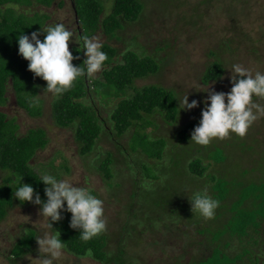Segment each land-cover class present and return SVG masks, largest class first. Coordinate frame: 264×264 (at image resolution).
I'll return each instance as SVG.
<instances>
[{
    "label": "rangeland",
    "instance_id": "1",
    "mask_svg": "<svg viewBox=\"0 0 264 264\" xmlns=\"http://www.w3.org/2000/svg\"><path fill=\"white\" fill-rule=\"evenodd\" d=\"M64 1L63 6L59 5L61 0L49 7L34 4L31 10L49 14L47 25L62 23L70 31H76L72 0ZM145 3V13L139 21L128 24L121 31L122 40H109L100 30L92 36H96L102 45L105 42L113 44L121 52L130 48L140 54L153 55L160 64L159 71L138 79L135 85L139 88L163 86L172 90L176 98L189 92V102L199 100V107L178 111L175 122L159 112L145 115L139 121L144 126L140 133L134 136L139 128L134 126L119 136L111 134L114 129L112 114L118 103L134 94V90H120L98 82L95 84L94 107L105 128L95 150L86 155L80 152L74 127H60L55 123L52 114L55 97L51 93L43 95L44 87L39 90V95H43L39 98L44 100L41 117L30 116L19 104L13 89L1 108L10 117L17 118L21 133L38 127L46 130L49 141L39 150L36 160L37 166L45 164L42 175H60L58 179L67 178L78 186H90L104 201L110 251L117 252L121 245L128 250L129 259L135 264H167L171 260L173 263L177 260L192 262V256L200 253L199 247L203 244L220 247L231 256L247 247L251 249L250 258L246 256L241 264H253L250 260L256 256L261 259L258 264H264V225L259 234L250 232L251 235L239 238L227 233L211 244L207 243L211 236H216V230H225L230 221H236V211L229 209L228 203L244 196L245 185L264 181V116H259L243 137L231 134L224 139H214L207 146L190 144L191 138L186 141L179 138L181 129L187 124H199L203 100L207 96L199 90L207 87L217 92L231 90L229 69L232 64L238 63L253 74L264 72V0H145ZM112 9L113 2L109 0L107 13ZM74 46L79 44L70 42L69 50ZM217 59L222 61L224 73L218 80L204 82L207 67ZM93 77L95 82L102 78V69ZM253 100L264 108V98L254 97ZM157 152L160 157H155ZM223 157L224 161L216 165L214 160ZM198 159L207 166L203 176L194 174L189 167L191 161ZM109 161L111 177H107L102 168ZM7 176L0 170V186ZM86 178L90 181L88 185H85ZM220 179L227 183L230 196L223 201L227 205H219L211 219L192 215L188 210L191 209L188 195L207 189L208 194L216 198L219 193L214 190V185ZM145 182L151 183L150 189L142 186ZM247 201L241 209L254 207L253 201L250 204ZM40 208L31 202L17 201L0 222V264H31L30 260L39 257L38 244L20 258L11 255L15 243L27 234V227L39 231ZM203 230L206 231L202 235ZM180 231L195 237L192 251L191 245L185 244L186 235L184 240L174 238ZM17 234L16 239H10ZM169 235L173 237L171 240L166 239L171 238ZM254 239L258 243H254ZM182 252L187 255L179 259ZM4 254L8 257L6 260ZM56 264L102 263L92 258L81 260L66 251Z\"/></svg>",
    "mask_w": 264,
    "mask_h": 264
},
{
    "label": "trees",
    "instance_id": "2",
    "mask_svg": "<svg viewBox=\"0 0 264 264\" xmlns=\"http://www.w3.org/2000/svg\"><path fill=\"white\" fill-rule=\"evenodd\" d=\"M56 1L0 0V170L8 174L5 183L0 186V222L7 217L15 203L19 201L18 198L14 197V190L22 182L20 178L23 176V182L31 184L35 192H38L43 200H46L44 194L45 185L42 181H39L42 176L41 172L46 167L45 164H38L37 166L36 160L39 150L43 149L49 141L47 132L44 128L38 127L30 129L27 133H21L17 118L10 117L1 107L7 103L9 99L8 93L13 89L19 104L30 116H43L44 100L40 98L34 100L33 97L34 95H39L40 88H45L47 82L29 71V62L18 53L17 38L22 31L24 34L30 35L34 31L42 30V27L47 25L50 15L41 10H31L34 4L49 7ZM107 1L109 0H72V7L78 20L77 29L72 32L76 34L84 33L91 37L100 30L109 40L120 41L122 40L121 31H124L128 24L139 21L145 13V0H112L113 9L110 13L106 11ZM232 1L234 2L235 0ZM64 3L65 1L61 0L59 5L63 6ZM31 13H33V16ZM40 38L43 39V35ZM79 47L74 46L70 50L74 56L80 57V59L73 61L76 66H80L83 60L86 59L84 52L77 51ZM102 50L108 55V60L102 68V78H98L97 82H95L93 81L94 77L92 79L87 76L80 77L74 82L69 91L64 93L59 99L55 98L52 103V114L55 123L60 127H74L76 140L83 155L95 150L105 128L100 123V117L94 107L95 84L98 82L115 86L120 90H134V94L122 99L114 110L111 118L114 129L111 134L117 133V135L122 136L130 128L139 126L135 131L134 136H136L138 132L140 133V128L144 127L139 124V121L145 115L159 112L166 119L175 122L179 111L176 96L172 90L158 85L140 88L135 85L138 79L159 71L160 64L153 55H146L144 52L140 54L130 50V48L121 52L118 47L109 42L103 43ZM224 70L225 67L221 60L213 61L207 67L203 76L204 82L208 83L218 80ZM87 99L90 100L88 101ZM194 127L195 123L191 122L181 129L179 133L180 140L186 141L190 139ZM145 136H147V133ZM159 153H154L155 157H160L161 154ZM224 159V157L216 159L214 162L217 165ZM110 163L109 161L108 164L105 163V166L102 167L107 177L113 175ZM189 167L191 172L200 176H203L207 169L201 159L191 161ZM66 169L69 171L68 167ZM10 172L14 176L10 175ZM215 178L214 181H216ZM225 182L224 179L214 182V190L218 191L217 194H219L216 198H212L217 200L219 205H227L223 201L230 196L229 191L226 189L227 183ZM242 191L244 192L242 198L238 197L235 202L228 203L230 204L229 209L232 208L233 211H236V221H230L228 223L229 228L225 230L219 232V229L216 230V236H211L207 240L208 244L222 238L227 233L239 236V238H242L241 236L245 234L251 235L250 232L260 233L259 230L264 225V181L247 184ZM246 200H248L247 204L253 201L254 207L241 209ZM38 206L42 207L41 205ZM188 210L193 215L192 205L191 209L188 208ZM70 218L71 213L62 212V219L53 223V227L61 232V239L67 245L68 253L79 258L83 255L85 249L92 248L94 252L92 259L102 264H115V262L119 264H135V261L129 259L128 250L124 246L120 245L117 252L109 250V237L106 232L88 242L80 241L79 231L70 227ZM225 225L223 224L222 226ZM27 230V234H23L12 248L11 256L13 258L15 256L17 258L22 257L26 252L33 250L37 244L35 236L38 231L31 227H27ZM205 231H201L200 234L203 235ZM186 233L187 231L185 233L180 231L174 238L184 240ZM169 236L171 237V235ZM186 236L185 244L189 243L192 251L195 247L196 239L193 235L191 237L190 235ZM172 238L166 239L171 240ZM254 243H258L257 239H254ZM199 251L200 253L192 256V262L185 263L184 260L182 262L177 260L173 263L171 260L167 264H241L245 262L246 256L250 258L249 254L251 253V249L245 247L242 252L231 256L220 247H211L204 244L199 247ZM186 255L182 252L178 258L183 259ZM254 258L252 261L250 260L253 264H258L261 261L258 256ZM12 261L14 262L13 259Z\"/></svg>",
    "mask_w": 264,
    "mask_h": 264
},
{
    "label": "clouds",
    "instance_id": "3",
    "mask_svg": "<svg viewBox=\"0 0 264 264\" xmlns=\"http://www.w3.org/2000/svg\"><path fill=\"white\" fill-rule=\"evenodd\" d=\"M42 35L43 39L40 38ZM17 39L18 53L29 62V71L47 82L43 95L51 93L57 99L69 91L78 78H92L100 72L108 60L96 36L76 34L62 23L45 25L42 30L30 35L22 31ZM70 42L79 44L77 51L84 52L86 56L80 66L73 64L80 57L69 50ZM229 70L232 73L229 92H217L210 87L199 90L206 92L207 96L203 100L199 124L191 132L190 144L207 146L214 139H224L231 134L243 137L259 116H264V108L253 100V97L264 98V72L256 71L253 74L238 63L232 64ZM43 95H34L33 99L38 100ZM176 100L179 102V112L191 111L200 105L196 99L189 102V92ZM9 174L14 176L11 172ZM23 177L14 190V197L21 203L31 202L42 206L39 210L41 219L37 221L40 228L35 236L39 257L30 260L31 264H56L66 253L67 245L61 239V232L53 227L54 222L62 219V212L71 213L70 227L79 231L82 242H88L107 231L104 201L94 194L92 187L78 186L67 178L58 179L43 174L39 180L45 185L46 200H43L31 184L23 182ZM89 183L86 178L85 185ZM142 186L150 189L151 183L145 182ZM188 197L194 216L199 215L205 220L214 217L219 202L208 194L207 189L193 192ZM17 236L10 239L14 240ZM93 256V249L87 248L79 258L84 260ZM3 258L6 260L8 257L4 254Z\"/></svg>",
    "mask_w": 264,
    "mask_h": 264
},
{
    "label": "flooded vegetation",
    "instance_id": "4",
    "mask_svg": "<svg viewBox=\"0 0 264 264\" xmlns=\"http://www.w3.org/2000/svg\"><path fill=\"white\" fill-rule=\"evenodd\" d=\"M78 23V20L76 19V24ZM78 26V25H77Z\"/></svg>",
    "mask_w": 264,
    "mask_h": 264
}]
</instances>
